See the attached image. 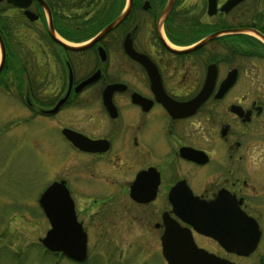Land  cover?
<instances>
[{
    "label": "flooded vegetation",
    "instance_id": "obj_1",
    "mask_svg": "<svg viewBox=\"0 0 264 264\" xmlns=\"http://www.w3.org/2000/svg\"><path fill=\"white\" fill-rule=\"evenodd\" d=\"M167 1L0 0V99L18 127L41 121L47 185L69 193L87 254L90 229L132 223L162 252L168 222L237 264L264 236V0ZM218 194L258 224L247 255L175 210Z\"/></svg>",
    "mask_w": 264,
    "mask_h": 264
},
{
    "label": "rangeland",
    "instance_id": "obj_2",
    "mask_svg": "<svg viewBox=\"0 0 264 264\" xmlns=\"http://www.w3.org/2000/svg\"><path fill=\"white\" fill-rule=\"evenodd\" d=\"M8 111L0 99V264H167L158 233L147 224L132 223L115 233L110 228L90 229L88 254L83 261L45 249L39 237L49 223L38 197L51 171L43 134L38 141L42 124L32 121L18 127L19 121ZM101 234L103 240L113 234L117 241L99 242ZM261 254L264 236L254 254L234 260L237 264H255Z\"/></svg>",
    "mask_w": 264,
    "mask_h": 264
},
{
    "label": "water",
    "instance_id": "obj_3",
    "mask_svg": "<svg viewBox=\"0 0 264 264\" xmlns=\"http://www.w3.org/2000/svg\"><path fill=\"white\" fill-rule=\"evenodd\" d=\"M236 1L229 0L228 5ZM171 2L172 0L167 1L163 14H166ZM125 13L126 10L122 11L86 43L69 46L79 49L91 44L114 26ZM261 37L264 39V36ZM208 38L209 36L200 42ZM166 44L172 47V44ZM179 198L175 209L177 214L200 233L214 237L225 249L238 254L247 255L256 248L260 237L256 220L241 208L233 206L227 196L218 194L210 201L195 195ZM38 202L50 223L49 228L39 237L40 243L50 252H61L68 258L83 261L87 256L86 231L77 220L73 201L62 183L53 181L46 186ZM161 240L162 252L168 264H235L199 247L188 227L167 222Z\"/></svg>",
    "mask_w": 264,
    "mask_h": 264
}]
</instances>
